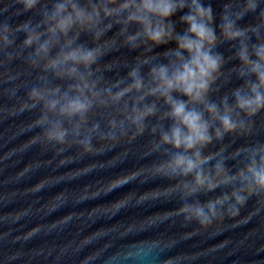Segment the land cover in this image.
<instances>
[{"label":"clouds","instance_id":"clouds-1","mask_svg":"<svg viewBox=\"0 0 264 264\" xmlns=\"http://www.w3.org/2000/svg\"><path fill=\"white\" fill-rule=\"evenodd\" d=\"M40 2L14 0L19 7L13 15L32 12ZM261 3L262 0H242L241 7L233 10L232 0H228L218 35L213 9L202 0H53L52 7H45L42 19L35 23L29 18L13 27L10 19L0 20V51L7 61L15 59L20 53L7 49L15 43L17 33L25 34L23 47L31 49L28 61L41 68L42 75L38 77L39 83L27 88L19 111L39 110L32 127H39L37 137L59 152L79 146L82 153H99L104 151L101 141L142 135L148 130V119L160 110L157 101L163 100L167 108L161 119L171 123L151 127L154 136L159 132V138L152 141L151 152L163 158L153 162L149 171L153 176L175 181L158 193L168 197L179 193L185 201L170 211L172 215H183L185 220H195L207 228L225 215H239L253 196L264 200V142L244 145L232 153L233 159L244 157V163L234 172L220 152L204 153L209 144L222 141L229 133L253 134L252 118L264 111ZM8 7L0 8V14ZM185 8L188 11L180 20L187 27L180 33L171 17ZM248 13L255 14L259 22L241 26L239 21ZM116 25H120L123 44L133 50L149 41L154 46L174 41L176 46L165 50L166 62H153L151 56L138 58L127 79L120 77L105 83L103 74L97 75L100 69L94 66L116 48L115 38L100 42ZM132 25L138 26L135 31H130ZM81 32L91 33L96 45L78 43ZM223 41L238 45L234 56L240 63L234 70L243 83L232 89L231 97L225 95L217 103L210 99V93L223 75L225 57L215 50ZM53 49H57L55 54ZM148 51H152L151 46ZM145 65L149 66L147 76L142 71ZM112 67V64L105 66L106 70ZM48 73L70 83L66 88L53 84L44 75ZM17 76L8 74L7 80L13 81ZM18 88H12L10 95L15 96ZM149 97L154 99L149 101ZM112 107L116 115L108 119L107 131L100 129L99 122L88 127L94 110ZM94 140L100 142L99 147ZM219 187L231 190L206 202L187 200ZM151 250L149 246L137 254L146 255Z\"/></svg>","mask_w":264,"mask_h":264},{"label":"water","instance_id":"water-1","mask_svg":"<svg viewBox=\"0 0 264 264\" xmlns=\"http://www.w3.org/2000/svg\"><path fill=\"white\" fill-rule=\"evenodd\" d=\"M226 2L202 0L213 9L218 35ZM52 3L53 0H41L32 12L16 16L13 13L19 5L14 0H0V8L9 5L0 14V20L10 19L13 27L29 18L35 23ZM241 4L242 0H232L233 10ZM187 11L185 8L171 17L177 32L183 33L187 27L180 20ZM258 22L255 14L248 13L239 24ZM137 27L132 25L130 31ZM119 28L120 25L114 26L100 41L117 40L116 48L94 66L100 69L97 75L102 73L105 83L120 77L127 79L138 58L151 56L153 62H166L165 50L176 46L174 41L160 46L149 41L133 50L123 44ZM24 38L23 32L17 33L15 43L7 49L20 53L15 59L7 61L0 51V264H264V200L253 196L239 215H225L204 228L195 220L189 222L183 215L170 213L185 202L179 193L158 196L175 183L149 171L153 162L163 158L151 152L152 141L159 138V132L154 136L151 127L171 123L161 119L167 108L163 100L157 101L160 110L148 119L144 134L101 141L103 152L82 153L79 146L59 152L38 138L41 129L32 125L39 110L19 111L27 88L39 83L38 77L42 75L41 68L28 61L31 49L23 47ZM77 42L89 47L97 43L88 32H81ZM149 46L152 51H148ZM237 46L236 42L223 41L215 49L226 61L223 75L210 93V99L217 103L225 95L231 97L232 89L243 83L234 70L240 63L234 56ZM108 64L113 65L111 70H106ZM148 67L142 68L145 76ZM8 74L18 76L9 81ZM44 75L65 88L70 83L55 79L50 73ZM14 87H19L15 96L10 95ZM113 115L114 107L96 109L90 115L88 127L99 122L100 129L107 131L108 119ZM252 119L253 134L229 133L222 141L214 140L204 153L220 152L234 172L242 166L244 157L233 159L231 154L244 145L264 142V111ZM93 143L100 146L98 140ZM230 190L219 187L187 200L206 202ZM149 246L152 250L148 254H137Z\"/></svg>","mask_w":264,"mask_h":264}]
</instances>
